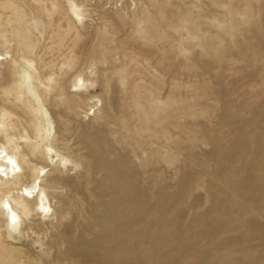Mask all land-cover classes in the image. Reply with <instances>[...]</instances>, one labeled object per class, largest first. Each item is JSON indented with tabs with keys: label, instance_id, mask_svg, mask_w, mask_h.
<instances>
[{
	"label": "rangeland",
	"instance_id": "rangeland-1",
	"mask_svg": "<svg viewBox=\"0 0 264 264\" xmlns=\"http://www.w3.org/2000/svg\"><path fill=\"white\" fill-rule=\"evenodd\" d=\"M0 147V264H264V0H0Z\"/></svg>",
	"mask_w": 264,
	"mask_h": 264
},
{
	"label": "bare ground",
	"instance_id": "bare-ground-1",
	"mask_svg": "<svg viewBox=\"0 0 264 264\" xmlns=\"http://www.w3.org/2000/svg\"><path fill=\"white\" fill-rule=\"evenodd\" d=\"M20 172L21 167L18 160L10 152L0 147V189H4L9 185L15 183L16 179L20 175ZM17 193H20L22 196L25 197H28L27 195H29V197L31 196L30 198H33V194H31V191L26 187ZM45 199L41 198L39 204V207L42 208V211L44 212H46V210L50 208ZM4 204H6V207H4ZM2 205L3 210H7V208H9V211H6L8 215L9 213H11L13 218L16 217V214L13 212L9 200H4Z\"/></svg>",
	"mask_w": 264,
	"mask_h": 264
}]
</instances>
